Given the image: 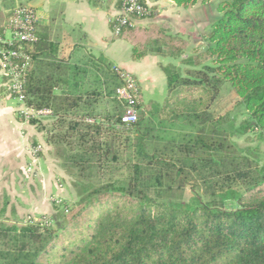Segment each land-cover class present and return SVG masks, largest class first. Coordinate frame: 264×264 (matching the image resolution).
Listing matches in <instances>:
<instances>
[{
  "label": "trees",
  "instance_id": "obj_1",
  "mask_svg": "<svg viewBox=\"0 0 264 264\" xmlns=\"http://www.w3.org/2000/svg\"><path fill=\"white\" fill-rule=\"evenodd\" d=\"M86 1L118 10L112 30L126 2ZM138 1L147 13H131L117 37L130 45L132 60L159 57L166 93L161 103H143L137 84L133 123L121 122L122 71L103 59L100 74L69 66L37 23L35 42L0 45L20 46L29 57L26 104L51 110L50 126L40 131L76 177L77 194L47 220L0 222V264H264V159L238 147L211 109L227 82L248 117L240 128L264 134V0H219L210 15L216 19L193 40L157 20L156 4ZM171 1L189 8L210 0ZM16 5L28 3L12 4L9 17ZM73 75L83 85L75 87ZM110 132L124 134L122 149L104 141ZM104 163L115 165L116 178L96 179Z\"/></svg>",
  "mask_w": 264,
  "mask_h": 264
},
{
  "label": "crops",
  "instance_id": "obj_2",
  "mask_svg": "<svg viewBox=\"0 0 264 264\" xmlns=\"http://www.w3.org/2000/svg\"><path fill=\"white\" fill-rule=\"evenodd\" d=\"M25 1L36 11L41 37L60 46L69 66L87 68L100 74L96 70V61L98 58L103 59L106 64L134 77L143 103L158 102L154 99L156 92L161 95L159 97H165L166 76L160 67L159 57L148 54L140 60H132L130 45L113 34L109 21L118 10L111 7L107 11L92 6L86 0ZM11 3L18 2L11 0L6 6L4 0H0V25H6L8 21ZM156 5L157 20H167L175 32L188 34V38L192 40L196 38L199 24L194 21L193 7L176 6L171 0H160ZM182 21L185 22V27L180 24ZM199 43L200 41L197 45ZM72 81L73 85H83L74 75ZM68 82L70 83L69 80ZM3 87L0 75V213L18 197L28 200L30 191L26 187L31 188L34 179L32 173H28V165L34 160L33 154L38 153L37 147L42 149V172V166L48 167L50 156V147L44 141V133L19 116L17 102ZM44 175V172L41 173V180Z\"/></svg>",
  "mask_w": 264,
  "mask_h": 264
},
{
  "label": "rangeland",
  "instance_id": "obj_3",
  "mask_svg": "<svg viewBox=\"0 0 264 264\" xmlns=\"http://www.w3.org/2000/svg\"><path fill=\"white\" fill-rule=\"evenodd\" d=\"M10 1L11 0H4L5 5L7 6ZM22 1L23 0H17V2ZM218 1L219 0H210L208 4H197L192 6L193 8L191 7L192 10L195 11L193 15L195 18L194 21L197 25L199 24V32L197 33L198 37L199 33L208 29L210 21L212 22L216 19L215 16L210 17V15L218 13L215 11ZM28 6L33 7L29 4ZM16 7H18V5H16ZM180 24L185 27V22L182 21ZM9 36L10 33L7 31L6 38ZM182 36L187 38L188 34H182ZM158 95L160 94L156 92L154 99L161 103L165 97L161 98ZM13 99L16 101L15 98ZM211 109L216 114L219 113L220 116L225 118L223 124L228 128L231 139L238 147L241 149H249L252 151L253 155L255 152L259 154L261 153V158L264 159V134H256L255 131H247L244 133L240 128V123L245 119H248V117H246V111L239 103L234 89L227 82L223 83L219 95L212 103ZM50 121L51 120L49 118H44L43 120L37 119L33 122L30 121L29 124H33L35 129L40 131L41 127H49ZM88 122L93 121L92 119H89ZM110 133L111 134H105L104 141H113L114 144L119 145L122 149L124 134H121L122 132H116V135L112 136V132ZM45 139L46 137L44 136V141ZM40 146L42 147V145ZM33 157L34 160L30 165H28V173H32L34 178L32 182L33 184L31 185L32 187H26V189L30 191L28 194V200L25 201L24 199L18 197L17 200H12L10 204H7L3 212L0 213V222L5 225L21 226L28 223L31 218L39 221L47 220L50 216L57 212V205H60L64 201L72 202L77 199L76 190L73 186L76 177L67 173V171L62 167V161L60 159H56L50 153L48 167L43 168L42 166V170L44 169L43 172L46 175H44L41 180L40 176L41 173H43L41 171V154L39 155L35 152ZM126 157L127 152L124 151L122 158L124 159ZM112 163H104V168L101 169L100 174L96 177L97 180L116 178L117 170L115 169V165H113L116 163ZM120 166H122V163H120ZM120 171L126 172L125 167H123Z\"/></svg>",
  "mask_w": 264,
  "mask_h": 264
},
{
  "label": "built area",
  "instance_id": "obj_4",
  "mask_svg": "<svg viewBox=\"0 0 264 264\" xmlns=\"http://www.w3.org/2000/svg\"><path fill=\"white\" fill-rule=\"evenodd\" d=\"M144 1L149 7L152 4H157L160 0ZM131 13L144 15L147 11L138 0H126L125 6L121 10L123 15L119 17L118 24L112 30L114 35L117 36L119 34L118 26L126 24L130 19ZM36 23L37 14L33 7H16L8 18L3 35H0V45H11L14 41L19 44L35 42L37 40L35 33ZM7 31H9L10 36L6 38ZM28 60L29 57L24 55L20 50V46L16 49L0 47V75L6 78V80H3V84L9 90V94L16 99L19 116L27 123L37 119L43 120L52 115L51 110L48 108L34 109L26 104L22 86ZM122 76L124 77V83L116 89V97L125 106L121 122L129 124L136 121L138 113L137 82L128 72L122 71ZM39 148L37 147V149Z\"/></svg>",
  "mask_w": 264,
  "mask_h": 264
}]
</instances>
